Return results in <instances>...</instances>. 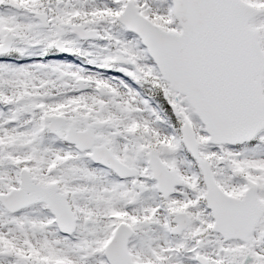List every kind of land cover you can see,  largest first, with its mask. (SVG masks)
<instances>
[{"label":"snow or ice","instance_id":"1","mask_svg":"<svg viewBox=\"0 0 264 264\" xmlns=\"http://www.w3.org/2000/svg\"><path fill=\"white\" fill-rule=\"evenodd\" d=\"M0 264H264V0H0Z\"/></svg>","mask_w":264,"mask_h":264}]
</instances>
